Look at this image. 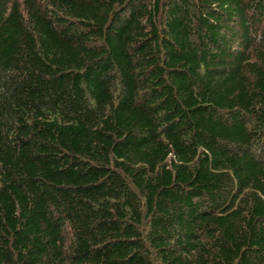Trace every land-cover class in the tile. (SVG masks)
<instances>
[{
	"label": "trees",
	"instance_id": "1",
	"mask_svg": "<svg viewBox=\"0 0 264 264\" xmlns=\"http://www.w3.org/2000/svg\"><path fill=\"white\" fill-rule=\"evenodd\" d=\"M0 264H264V0H0Z\"/></svg>",
	"mask_w": 264,
	"mask_h": 264
}]
</instances>
